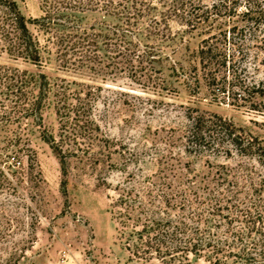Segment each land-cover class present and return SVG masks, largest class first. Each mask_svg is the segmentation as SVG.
I'll return each instance as SVG.
<instances>
[{"label":"rangeland","instance_id":"374dc122","mask_svg":"<svg viewBox=\"0 0 264 264\" xmlns=\"http://www.w3.org/2000/svg\"><path fill=\"white\" fill-rule=\"evenodd\" d=\"M17 1L26 16L41 14L39 0ZM212 3L201 1L202 6ZM151 5L156 8L150 14L156 16L167 14L170 6L158 0ZM114 14L89 12L82 22L87 26L106 22L105 32L109 29L116 42L113 32L118 33L120 22ZM171 22V35L167 31L149 41L166 54L138 75L104 47L99 50L104 62L88 66L63 65L54 48L44 52L41 64L0 55L2 66L35 78L45 73L51 88L42 122L30 113L13 111L0 120V264H213L192 253L190 261L134 254L138 235L129 234L142 226H135L131 218L122 223L118 210L126 205H116L124 190L147 201L150 195L144 193L151 188L161 215L189 214L190 202L184 209V196L176 194L179 179L186 180L184 187L192 182L200 187L188 198L194 207H202L204 187L218 170L228 174L231 186L241 176L245 190L247 174L252 172L256 181L264 176V162L256 158L187 150L184 134L190 114L217 113L261 136L264 114L235 101L228 91H213L204 80L188 83L174 73L172 57L185 64L209 33L187 32ZM251 38L245 40V48L259 44ZM40 39L45 46L42 34ZM245 64L250 68L242 76L248 81L264 77V66L255 70L251 56ZM45 134H52L62 147L65 171L62 156ZM160 184L168 196L158 190Z\"/></svg>","mask_w":264,"mask_h":264},{"label":"trees","instance_id":"16d2710c","mask_svg":"<svg viewBox=\"0 0 264 264\" xmlns=\"http://www.w3.org/2000/svg\"><path fill=\"white\" fill-rule=\"evenodd\" d=\"M153 1L39 0L41 14L28 17L17 0H0V55L41 64L44 52L48 49L50 53L54 48L63 65L88 66L104 62L99 53L104 47L138 75L144 67L161 62L166 52L154 49L149 41L168 35L167 31L171 35V21H176L184 31L205 32L209 36L188 55L185 64L172 57L170 67L174 73L188 83L200 84L204 80L213 91H228L235 101L242 100L254 112L264 114V77L248 81L242 76L243 71L249 72L250 67L242 64L250 56L256 62L255 70L264 66V0H212L210 6H202L204 0H158L170 5L167 14L160 16L150 14L152 7L156 8L150 6ZM89 12L115 13L120 22L118 33L113 32L118 37L116 42H112L109 29L105 32L106 22L84 25L82 18ZM251 36L259 44L253 49L245 48L244 42ZM228 43L232 46L227 47ZM50 90L45 73L35 78L0 65V120L13 111L30 113L42 122V108ZM188 117L184 138L189 152L210 151L225 156L237 153L264 162V136L246 132L217 113ZM44 139L62 156L65 171L62 147L52 134H45ZM246 176L249 186L245 190L241 176L231 186L228 174L218 170L204 187L207 192L205 201L200 200L202 207H194L193 200L188 198L191 191L197 192L200 187L193 182L184 187L186 180L179 179L176 194L184 196L181 207L186 209L190 202L193 211L173 216L160 214L162 208L155 205L151 188L143 192L150 195L147 201L133 198L131 189L124 190L116 200V205H126L118 210L122 223L131 218L135 226H142L129 234L138 235L134 254L146 259L169 256L190 261L192 253L213 264H228L230 260L231 264H264V176L260 175L258 181L252 172ZM158 187L168 196L163 185Z\"/></svg>","mask_w":264,"mask_h":264}]
</instances>
